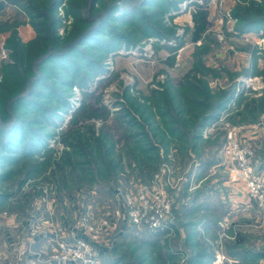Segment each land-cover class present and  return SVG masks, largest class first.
<instances>
[{"label":"trees","instance_id":"16d2710c","mask_svg":"<svg viewBox=\"0 0 264 264\" xmlns=\"http://www.w3.org/2000/svg\"><path fill=\"white\" fill-rule=\"evenodd\" d=\"M8 1L17 3L27 12L37 35L24 43L13 28L7 43L13 61L1 64L0 179L29 161L31 165L24 182L41 166L53 163L56 157H51V153L57 148L50 140L59 135L57 129L69 113L72 117L66 129L61 130L59 140L65 144L62 152L68 157H60L56 164L61 166L62 158L87 170L85 166H90L95 158L96 167L88 182L95 184L104 171L114 174L120 162L116 158L122 157L117 152L118 147L125 148L127 156L136 161L137 169L150 179L164 162L162 157H168L173 149L184 157H208L206 163L197 167L205 171L207 166L218 164L215 157L227 141V138L217 141L213 147L205 130L225 112H230V120L234 114L233 117L239 116V121L248 123L259 120L264 112V89L260 96H248L242 87L244 79L216 88L210 85V78L220 76L223 69L207 66L205 61L207 53L221 45L219 38L208 31L211 0H0V11ZM184 3L187 7L194 6V25L185 27V35H191L194 44L192 66L177 81L167 82L162 89H152L150 96L138 91L132 93L131 86H126L124 92L133 110L123 106L111 116L101 87L115 74L106 61L111 54L141 47L143 41L150 38L158 50L166 47L176 51L182 47L185 42L177 34L178 25L173 18L183 11ZM233 17L236 19L234 33L242 35L253 31L264 37V0L237 4ZM66 21L69 24L60 34ZM251 49L257 61L258 47ZM260 56L264 58V49ZM173 57L169 55L166 62H172ZM253 73L246 67L243 76ZM75 87L83 94L77 108L71 98ZM97 119L102 122L99 127H96ZM254 163L264 167L263 159ZM22 182L19 181V185ZM189 184L190 179L185 189H189ZM215 188L201 186L190 193L186 204L205 203L214 194L219 197ZM205 189L207 194H204ZM8 194L0 193V203L9 198L11 193ZM188 209L185 205V212H190ZM187 226L194 237L186 234L184 243L197 247L204 238L195 226L184 227ZM133 227L131 231H144L147 243L165 234L152 233L146 226ZM193 248L186 249V262L207 264L211 261V257L204 260L207 253L193 251ZM230 254L244 255V260L248 259L247 252ZM121 259L111 264H123Z\"/></svg>","mask_w":264,"mask_h":264},{"label":"rangeland","instance_id":"374dc122","mask_svg":"<svg viewBox=\"0 0 264 264\" xmlns=\"http://www.w3.org/2000/svg\"><path fill=\"white\" fill-rule=\"evenodd\" d=\"M247 2L249 0H226L220 6L210 1L208 31L219 38L221 45L214 46L205 56V61L207 66L223 68L220 70V76L210 78V85L213 88L224 86L229 81L244 79L242 87L245 88V94L260 96L264 89V58L260 56L261 50L264 49V37L253 31L242 35L233 31L236 24L233 17L234 8L239 3ZM7 3L5 9L0 11V80L1 64L13 61L10 55L11 48L7 45L12 29L17 30L19 38L24 43L37 35L27 12L22 11L17 3L9 1ZM191 7L194 9L193 5ZM185 9L173 18L174 23L178 25L177 34L181 35V41L185 42L176 51H169L170 49L166 47L158 50L153 38H150L143 41L141 47L120 50L118 54L110 55L106 62L110 64L115 77L108 84L102 85L104 87H101V90L104 102L111 109V116L123 106L132 109L124 92L126 86H131L132 93L138 91L150 96L152 89H162L167 82L177 81L178 77L192 66L194 44L191 43V35H185V27H192L194 22L193 17L189 16L192 15V10ZM61 13L64 14L63 9ZM68 24L69 21L64 22L60 34ZM200 43L201 40L198 44ZM255 46L258 47L257 51L254 50L258 57L257 61L251 49ZM171 54L174 55V59L168 63L166 59ZM246 67L254 72L253 75L243 76ZM74 91L75 94L71 98L77 108L83 94L78 87H75ZM235 106L234 103L233 108ZM233 115L230 120V112L223 113L215 124L205 130V135L211 137V145L215 146L217 141H224L229 131L237 128L241 142L251 145L254 149L252 163L255 165L254 161L264 160V157H260L264 153V141L244 137L242 132V127L247 125L257 124L264 128V112L261 113L259 120L250 123L239 121V116ZM71 117V113L65 115L63 124L57 129L59 135L50 140L51 145L57 148L51 153V157H56L53 163L46 167L41 166L24 182L22 181L27 168L31 165L29 161L14 168L5 179H0V193L4 195L11 193L8 199L0 203V264H59L57 255L60 251L63 253L61 245L72 243L77 238L88 240L95 247L101 264H111L113 260L119 258L123 259V264H185L186 249L190 250L193 247L181 241L182 232L184 236L194 235L191 236L189 226L182 229L184 228L182 223L199 214V211L193 215L184 210L190 193L201 186L207 189L215 186L226 192L230 191L231 187L236 190L242 187L240 184L233 186V183H242L247 189L243 180H232L231 165L222 150L219 151V156L215 157L218 164L207 166L201 175L194 177V183L191 184L194 189L192 192L185 189L190 174L193 168L198 172L197 167L206 163L208 157L205 155L184 157L176 154L174 149L169 152L168 157H162L164 162L150 179L137 169L136 161L127 156L125 148L118 147L117 152L122 154V157L116 158L120 159V162L114 174L104 171L101 177L98 176L99 181L95 184L88 183L93 168L96 167L95 158L93 164L90 162V166H85L87 170L62 158V165L56 164L60 157H68L62 152L65 144L59 140L61 130L66 129ZM96 123V127L102 124L100 119H97ZM73 156L71 153V157ZM256 165L258 170L264 171V167L257 163ZM157 174L161 175V184L167 189L174 203L173 222H176V226L172 223L170 230L165 231L161 239L147 243L149 240L144 238L145 234L142 233L144 231H131L134 229L133 225L126 216L118 217L116 209L124 207V193L133 191L140 183L151 182ZM19 181L22 182L20 185ZM249 196L255 199L250 194ZM216 197L214 194L211 201L205 203L224 200V207H228L229 203L233 207L236 201L231 194L229 196L225 194L223 198ZM243 207L235 212L230 211L223 228L218 229L221 231L220 236L228 234L231 240L224 242L222 240L221 243L217 241L216 233H211L209 235L211 244L201 239L193 251L207 253L208 257H204V260L209 259L212 252L215 251L216 255L220 252V256L215 257L211 264H264V207H260L259 204L253 208ZM220 211L223 212L218 209L209 213L217 217ZM97 229L100 231H96ZM223 252L227 255L247 252L251 258L240 261L239 258H232L226 254L223 256Z\"/></svg>","mask_w":264,"mask_h":264},{"label":"built area","instance_id":"2783aa9c","mask_svg":"<svg viewBox=\"0 0 264 264\" xmlns=\"http://www.w3.org/2000/svg\"><path fill=\"white\" fill-rule=\"evenodd\" d=\"M225 1L212 0L220 6ZM186 7L184 3L183 9ZM222 153L231 165L232 180H243L249 194L258 201L260 207H264V171L256 169L252 163L254 149L241 142L237 128L229 131ZM160 177L157 174L151 182L140 183L133 191L124 193V207L116 209V215H124L133 226H146L152 233L170 229L173 223V201L161 184ZM61 249L63 253L60 251L57 255L59 264H101L95 247L88 240L77 238L72 243H63Z\"/></svg>","mask_w":264,"mask_h":264},{"label":"crops","instance_id":"0c3cea01","mask_svg":"<svg viewBox=\"0 0 264 264\" xmlns=\"http://www.w3.org/2000/svg\"><path fill=\"white\" fill-rule=\"evenodd\" d=\"M191 6H192L191 4L188 5V7H186V9L187 8L190 9ZM190 10H193V8L191 7ZM189 16L191 17L192 15H189ZM242 128H243L242 132H243L244 137L253 138L254 140L255 139L260 140L262 142L264 141V139H263L264 138V128L263 127H261V126L259 127V125L253 124V125L244 126ZM221 156H223V155H221ZM260 157H264V153ZM193 172L190 174V177H189L190 178V186H189L190 192H192L194 190L193 187H191V184L194 183L193 182L194 177L196 175L197 176L201 175V173L203 171H202V169H199L198 172L196 170ZM237 184L242 185V187L241 186H240V188L238 187L237 190L234 189V187H231V190L228 192H226L224 189H221V188H217V187L215 188V190H217V193L221 198H223V195H225V194H227L228 196L230 194L232 195L233 200H236V201H234L233 207H231L230 203H229L230 205L228 204V207H224V205H225L224 200L219 201V202L217 200L216 202H208V203H203V202L197 203V202H195V203L186 204L189 207V209H191V206L193 205L192 209L190 210V212L193 213V215L195 213H198V211H199V214H197L196 217H193L190 220L183 222L182 223L183 227L186 225H189V224L195 226L196 231L197 232L199 231L200 236H202L204 238V240L207 241L209 244H211V242H210L211 237L209 236L211 233L212 234L216 233V238L218 239L217 241H219L221 243H222V240H223V242H224V240L225 241L231 240L232 238H230L228 234L227 235L224 234L223 236H220V232H221L220 230L223 228L224 222H226L228 220V217L230 216V211L234 210V212H235L236 210L244 208L243 206H246L248 208H253V207H256L258 205L256 199H253L252 197L249 196V193H248L247 189L245 188V185H243L242 183H233V186H235ZM209 192L211 194L213 193L211 191H209ZM204 194H207L206 189L204 190ZM237 195H239V196H237ZM216 198H218V197H216ZM218 209L222 210L223 212L220 211L221 213L217 217L212 216L209 213V212L213 213L214 211H216ZM173 224L175 225L176 222L175 223L173 222ZM182 229H185V227ZM218 229H220V230H218ZM164 233H166V232H164ZM228 237H229V239H227ZM182 239L183 240H181V241L185 240V236L183 235V232H182ZM219 253L216 255V252L214 251L210 254V257H211V261L209 262L210 264H211L212 260L215 259V257L217 258L220 256ZM225 254L226 253L223 252L222 255L225 256ZM228 255H229V257H232V258H236V259L239 258L240 261L244 260V257H245L244 255L243 256H238L235 254H233V255L228 254ZM247 258L250 259L251 255L248 254Z\"/></svg>","mask_w":264,"mask_h":264}]
</instances>
